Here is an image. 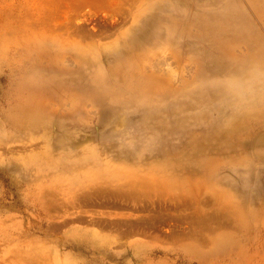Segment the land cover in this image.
Segmentation results:
<instances>
[{
    "label": "rangeland",
    "instance_id": "obj_1",
    "mask_svg": "<svg viewBox=\"0 0 264 264\" xmlns=\"http://www.w3.org/2000/svg\"><path fill=\"white\" fill-rule=\"evenodd\" d=\"M0 264H264V0H0Z\"/></svg>",
    "mask_w": 264,
    "mask_h": 264
},
{
    "label": "crops",
    "instance_id": "obj_2",
    "mask_svg": "<svg viewBox=\"0 0 264 264\" xmlns=\"http://www.w3.org/2000/svg\"><path fill=\"white\" fill-rule=\"evenodd\" d=\"M154 81V80H153ZM155 82V81H154ZM156 83V82H155Z\"/></svg>",
    "mask_w": 264,
    "mask_h": 264
}]
</instances>
